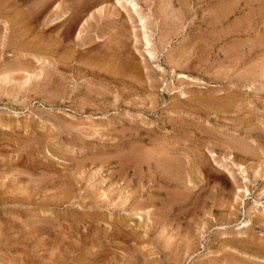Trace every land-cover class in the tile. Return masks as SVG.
<instances>
[{
  "label": "rangeland",
  "instance_id": "rangeland-1",
  "mask_svg": "<svg viewBox=\"0 0 264 264\" xmlns=\"http://www.w3.org/2000/svg\"><path fill=\"white\" fill-rule=\"evenodd\" d=\"M44 1L0 0V264H264V0Z\"/></svg>",
  "mask_w": 264,
  "mask_h": 264
},
{
  "label": "bare ground",
  "instance_id": "bare-ground-1",
  "mask_svg": "<svg viewBox=\"0 0 264 264\" xmlns=\"http://www.w3.org/2000/svg\"><path fill=\"white\" fill-rule=\"evenodd\" d=\"M45 1H46V2H45ZM45 1H44V3H42L41 8L38 9V10H39V11L37 12V15H38V16H39L40 14L43 13V11L47 8V6H48V4H49L47 0H45ZM77 1H78V0H77ZM131 1H132V0H131ZM118 2H119V1H118ZM133 2H134V1H132L131 3L133 4ZM76 3H77V2H76ZM79 3H80V2H79ZM77 4H78V3H77ZM135 4H136V3H135ZM135 4H133V5L130 4V5H131V7L133 6V9H135V13H136L138 10L136 9L137 6H136ZM66 5H67V4H66ZM79 5L81 6V4H78V6H79ZM73 7H74V6H73ZM81 7H82V6H81ZM87 7H88V6H87ZM58 8H59V7H58ZM75 8H76V6H75ZM78 8H80V7H78ZM101 9H102V8H101ZM101 9H98V10L100 11ZM79 10H80V9H79ZM79 10H78V11H79ZM83 10L85 11L86 9H84V8L81 9V10H80V11H82L81 13L84 12ZM98 10H97V11H98ZM136 10H137V11H136ZM75 11H76V13H77V9H76ZM75 11H73V13H75ZM99 11H98V12H99ZM60 12H61V11H60ZM100 12H101V11H100ZM138 12H139V11H138ZM63 13H64V11H63ZM61 14H62V13H61ZM61 14H60V16H61ZM67 14H68V13H67ZM71 14H72V13H71ZM37 15H36V16H37ZM56 15H57V13H56ZM62 15H63V14H62ZM91 15H92V14H91ZM38 16H37V18H38ZM63 16H64V15H63ZM65 16H66V15H65ZM73 16H75V15H73ZM78 16H79V15L77 14V18H78ZM92 16H93V15H92ZM141 16H142V15H141ZM56 17H57V16H56ZM66 17L69 18V19H70V18L72 19V17H70V14L67 15ZM66 17H65V18H66ZM142 17H143V16H142ZM77 18H76V21H77ZM56 19H57V18H56ZM61 19H62V17H61ZM61 19H60V20H61ZM71 19H70V20H71ZM73 19H75V18H73ZM73 19H72V20H73ZM58 20H59V19H58ZM60 20H59V21H60ZM142 20H143V18H142ZM67 21H68V19H67ZM83 21H84V20H83ZM63 22H65V20H64ZM63 22H61V23L63 24ZM55 23H56V21H55ZM59 23H60V22H57V23L54 24V25H58ZM61 23L59 24V26L62 25ZM85 23H86V22H85ZM142 24H144V23H142ZM142 24H141V26H142ZM143 26H144V25H143ZM145 26H146V24H145ZM142 28H145V27H142ZM80 33H81V29L78 31V35H77V36H79ZM144 35H146V34L144 33ZM147 36H148V35H147ZM147 36H145L146 39H148ZM145 37H144V38H145ZM147 43H148V42H147ZM145 44H146V43H145ZM147 45H148V44H147ZM148 51H150V50H148ZM149 54H152V53L149 52ZM44 55H45V54H44ZM151 56H152V55H151ZM18 68H19V67H18ZM7 75H8V74H7ZM157 144H158V143H157ZM155 145H156V144H155ZM161 145H163V144H161ZM164 145H165V144H164ZM158 146H159V147H156L155 149H153V151H152V150H150V151H152L153 154L160 156L161 160H160L159 163H160V165L162 166V168H163L164 170H165V169H166V170H167V169H170V170H174L175 173H177V172H178V169L180 168V167H179V164H180V163H183V162L179 161V162L177 163V161H175V160L173 159V155L171 154V152L165 148L166 146H165V147L160 146V145H158ZM167 146H168V145H167ZM169 147H170V146H169ZM169 147H168V148H169ZM174 148H175V147H174ZM150 151H149V153H148L149 155H150ZM176 151H177V150H176ZM174 152H175V151H174ZM209 152H210L211 155H213V152H212L211 150H210ZM116 156H117V155H116ZM132 156H133V155H132ZM142 156H143V155H142ZM156 157H157V156H156ZM196 157H197V156H196ZM227 157H229V156H227ZM144 158H145V157H144ZM130 159H131V158H130ZM130 162H131V161H130ZM132 163H133V162H132ZM158 165H159V164H158ZM197 165H198V166L202 165V160L199 159V158H197V164L193 163L192 167L194 166V167L197 169V167H198ZM128 166H129V165H128ZM158 167H159V166H158ZM182 167H183V166H182ZM125 168H126V167H125ZM195 168H194V170H195ZM179 170H180V169H179ZM172 172H173V171H172ZM188 173H189V172H188ZM188 173H187V174H188ZM228 173H229V176L232 177V171H230V170L228 169ZM181 177H182V176H181ZM187 177H188V176H187ZM184 180H185V179H183V181H184ZM189 181H190V180H189ZM181 182H182V181H181ZM184 184H185V183H184ZM192 184H193V183H192ZM195 186H196V185H195ZM187 188H188V187H187ZM194 188H195V187H194ZM183 189H184V188H183ZM188 189H189L190 192H192V193L194 192V194H196V193L198 192L199 187H198L197 189L195 188V189H196L195 191H193V190L191 191V190H190V187H189ZM201 190H202V189H201ZM201 190H200V191H201ZM238 191H239V190H238ZM190 192H189V193H190ZM183 194H185V193H183ZM171 195H172V194H171ZM186 195H187V194H186ZM197 195H198V193H197ZM182 196H183V195H182ZM183 198H184V197H183ZM152 199H153V198H152ZM257 253H258V252H257Z\"/></svg>",
  "mask_w": 264,
  "mask_h": 264
}]
</instances>
